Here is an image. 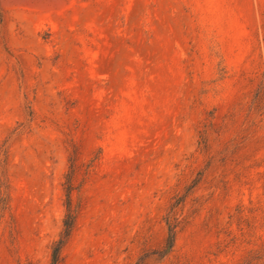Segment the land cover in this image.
Returning <instances> with one entry per match:
<instances>
[{"label":"rangeland","instance_id":"1","mask_svg":"<svg viewBox=\"0 0 264 264\" xmlns=\"http://www.w3.org/2000/svg\"><path fill=\"white\" fill-rule=\"evenodd\" d=\"M73 145L61 264H264V0H0V264H51Z\"/></svg>","mask_w":264,"mask_h":264},{"label":"trees","instance_id":"2","mask_svg":"<svg viewBox=\"0 0 264 264\" xmlns=\"http://www.w3.org/2000/svg\"><path fill=\"white\" fill-rule=\"evenodd\" d=\"M212 125L210 124L200 135V144L203 145L204 148H207L209 143L208 139L210 136V130ZM3 156L6 158V152L3 153ZM81 153L78 146L73 145L72 150L70 152L69 157V166L68 171L64 177L63 189L65 196V214L62 220V231L59 235L57 241L51 247V264H61V253L64 247L67 245L69 240L71 239L73 233L76 230L78 218L82 208V199L77 202V204H73L72 202V193L76 189V182L80 176L82 162H81ZM199 176L203 177V172L198 173ZM86 178L83 177L81 182H83ZM0 211H6L8 209V196H4V194L0 193ZM243 220V217H240ZM176 225L172 222L167 223V238L166 245L169 249L173 247L176 238Z\"/></svg>","mask_w":264,"mask_h":264}]
</instances>
